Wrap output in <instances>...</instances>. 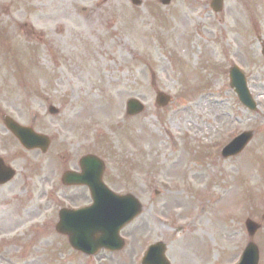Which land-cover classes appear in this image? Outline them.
I'll use <instances>...</instances> for the list:
<instances>
[{
    "label": "rangeland",
    "instance_id": "374dc122",
    "mask_svg": "<svg viewBox=\"0 0 264 264\" xmlns=\"http://www.w3.org/2000/svg\"><path fill=\"white\" fill-rule=\"evenodd\" d=\"M209 2L0 0V115L51 140L45 153L28 150L0 127V156L16 170L0 185L1 264H140L159 239L175 264H232L251 239L249 218L263 222L252 238L264 264V0H224L219 12ZM232 63L257 111L229 88ZM128 98L141 113L126 115ZM245 130L244 151L223 159ZM85 153L144 207L116 254L76 253L54 231L61 205L90 201L59 181Z\"/></svg>",
    "mask_w": 264,
    "mask_h": 264
},
{
    "label": "water",
    "instance_id": "95a60500",
    "mask_svg": "<svg viewBox=\"0 0 264 264\" xmlns=\"http://www.w3.org/2000/svg\"><path fill=\"white\" fill-rule=\"evenodd\" d=\"M168 0H163V2H166ZM220 4V0H214V7L218 8ZM233 75L235 77H239L235 72H233ZM128 105L132 111H138L140 109V105L135 101V100H130L128 102ZM8 126L12 129V131L21 139L25 144H27L29 147L31 146H40V147H46L48 144V139H46L44 136L37 135L34 133L31 129H24L18 126L15 122L10 121L8 123ZM27 135L28 137H31L28 140H25L24 137ZM242 144H233L232 147H229L227 149L228 152L233 153L236 152L237 149L240 148ZM95 163L92 160H86V157H84L81 161V166L83 169V172L79 175L69 173L66 174V182L67 183H82V182H88L89 186L92 191H95L94 185H98L100 188H102V183L100 181V176L98 178V181H96L93 185L92 183L96 180H87L85 178L88 177H94L97 178L98 175H100L101 171L98 172L97 167L95 168ZM98 173V174H96ZM12 174V171L9 170L7 167H4L0 163V181L4 180ZM128 199V197H126ZM130 200V199H128ZM126 200L121 208L116 209V212H108L106 216L100 217V218H89L91 221H89V224L87 227H83L82 223L85 221L84 218H86L87 215H94L96 205H94L91 208H88L86 213L76 212L74 213L73 211L67 212L64 211L60 213V222L57 225V228L61 229L62 231H65L68 233L70 237V241L73 243L79 242L80 244L84 245L85 247H88L90 245V249L94 247L95 245L98 246L101 243H104L109 248H119L121 247V241L118 238V228L124 224L126 221L131 219L136 212H138V206L134 205L132 202ZM136 206V207H135ZM135 207V209L131 211H123L125 208L132 209ZM120 213V214H119ZM65 218L67 221V225L70 227V229L65 227ZM92 223V225L90 224ZM98 232L102 233L104 236L103 240L97 239ZM78 238V239H77ZM115 242V243H114ZM80 246V245H79ZM83 248L82 246H80ZM160 250H158L157 256L159 257L160 252L162 250V247H159ZM248 253V252H246ZM254 256V260L252 264H256V257L254 251L252 252V259ZM162 264V263H158ZM245 264H250L248 258L245 262Z\"/></svg>",
    "mask_w": 264,
    "mask_h": 264
},
{
    "label": "bare ground",
    "instance_id": "6f19581e",
    "mask_svg": "<svg viewBox=\"0 0 264 264\" xmlns=\"http://www.w3.org/2000/svg\"><path fill=\"white\" fill-rule=\"evenodd\" d=\"M44 32H45L46 34L48 33V31H46V30H45Z\"/></svg>",
    "mask_w": 264,
    "mask_h": 264
}]
</instances>
